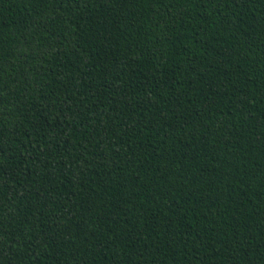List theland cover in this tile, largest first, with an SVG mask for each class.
Here are the masks:
<instances>
[{
	"label": "trees",
	"instance_id": "1",
	"mask_svg": "<svg viewBox=\"0 0 264 264\" xmlns=\"http://www.w3.org/2000/svg\"><path fill=\"white\" fill-rule=\"evenodd\" d=\"M0 264H264V0H0Z\"/></svg>",
	"mask_w": 264,
	"mask_h": 264
}]
</instances>
